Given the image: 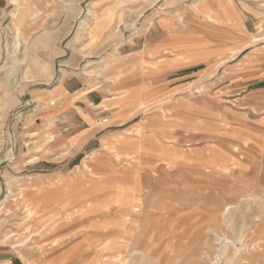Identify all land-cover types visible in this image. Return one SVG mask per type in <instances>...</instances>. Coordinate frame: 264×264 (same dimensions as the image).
<instances>
[{
    "label": "rangeland",
    "instance_id": "374dc122",
    "mask_svg": "<svg viewBox=\"0 0 264 264\" xmlns=\"http://www.w3.org/2000/svg\"><path fill=\"white\" fill-rule=\"evenodd\" d=\"M22 2L0 0V264H263L264 90L233 83L264 0Z\"/></svg>",
    "mask_w": 264,
    "mask_h": 264
},
{
    "label": "bare ground",
    "instance_id": "6f19581e",
    "mask_svg": "<svg viewBox=\"0 0 264 264\" xmlns=\"http://www.w3.org/2000/svg\"><path fill=\"white\" fill-rule=\"evenodd\" d=\"M40 2H38L39 4L37 5V6H34V5H31L30 4V0H23V2L22 3H24L25 4V10H26V12H30V14H32V15H35V16H37L38 15V12L39 13H41V11H43L44 10V7H46V10H45V12L47 13V14H49V13H54L55 11H56V9H57V7H60V8H62L63 10H65L66 9V4H64V2H65V0H39ZM22 7H23V5H21ZM64 12V11H63ZM44 14V13H43ZM46 15V14H45ZM13 16H15V15H13ZM31 16V15H30ZM49 16V15H48ZM33 17V16H32ZM208 18L209 19H211L209 16H208ZM36 20H38V22H40L41 20H42V17H36ZM46 20V19H45ZM45 20H43V21H45ZM35 21V20H34ZM38 22H33V23H31V27L28 29V32H34V31H36V30H38L39 29V27H42V24H38ZM15 23V22H14ZM84 23H85V21L84 22H82V23H80V25H84ZM28 25V24H27ZM15 26V25H14ZM16 27V26H15ZM14 28V27H13ZM20 31V30H19ZM27 32V33H28ZM16 33V32H15ZM24 34H26V33H24ZM45 39V37L44 36H41V37H39L38 39H37V41H45L44 40ZM49 45V44H48ZM42 47V46H41ZM45 49H47L46 47H44ZM48 51V50H47ZM142 136V135H141ZM201 136V135H200ZM199 136V137H200ZM140 137V136H139ZM156 137V136H155ZM195 139H197V138H195ZM194 139V140H195ZM199 139V138H198ZM217 139V138H216ZM202 140V139H201ZM160 141V140H159ZM199 141V140H198ZM147 144V143H146ZM243 144V143H242ZM151 145V144H150ZM244 145V144H243ZM163 146V145H162ZM232 146V145H231ZM242 146V145H241ZM246 146V145H245ZM155 147V146H154ZM166 147V146H165ZM235 147V146H234ZM113 148V147H112ZM158 148V147H157ZM186 149V148H185ZM235 149H236V147H235ZM242 149H244V148H242ZM162 150V149H161ZM164 151H166V150H164ZM187 151V150H186ZM233 151V150H232ZM236 151V150H235ZM238 151V150H237ZM241 151V150H240ZM239 151V152H240ZM182 152V151H181ZM175 154H177V152L175 153ZM179 154H181V153H179ZM237 155V154H236ZM193 157V156H192ZM237 157V156H236ZM239 157V156H238ZM195 158V157H194ZM138 159V158H137ZM118 160V159H117ZM181 160H183L182 158H181ZM170 161V160H169ZM186 161H188V160H186ZM137 162V161H136ZM141 162V161H140ZM170 162H173V161H170ZM193 162V161H192ZM157 163H158V161H157ZM169 163V162H168ZM174 163H175V161H174ZM186 163V162H185ZM191 163V162H190ZM195 163V162H194ZM145 164H146V162H145ZM183 164V163H182ZM187 164H189L188 162H187ZM132 165V164H131ZM134 165V164H133ZM185 165V164H184ZM189 165H192V163L191 164H189ZM195 165V164H194ZM194 165H192V166H194ZM132 167V166H131ZM158 167H160V166H158ZM133 168V167H132ZM161 168V167H160ZM180 168H182V167H180ZM127 169V168H126ZM135 169H136V167H135ZM183 169V168H182ZM185 169V168H184ZM132 170V169H131ZM137 170V169H136ZM154 170V169H153ZM152 170V168L151 167H147V169H145V170H143V172H136L135 173V177H134V181H133V187H132V190H131V192H132V205L131 206H129L128 208H124V209H126V211H129V213H130V215L131 216H133L135 219V223L137 224V225H139V226H141L142 224H140V219L142 218V217H145V216H156V209H155V204H153L154 202L153 201H150V197H151V194H152V192H153V190H154V188L155 187H157L160 183H161V180L159 179V177L157 176V174H156V172L155 171H153ZM158 170H160V169H158ZM157 170V171H158ZM163 170V169H162ZM175 170V169H174ZM177 170V169H176ZM186 170V169H185ZM192 170V169H191ZM193 171H195V170H193ZM196 171H198V170H196ZM164 171H162V173H163ZM170 172V171H169ZM189 173L191 174V172L189 171ZM159 174V173H158ZM177 174H179V172L177 173ZM194 174V173H193ZM200 174V173H199ZM148 175H150V176H148ZM182 175V174H181ZM96 176V175H95ZM167 176V175H166ZM171 176V175H170ZM174 176H177L176 174L174 175ZM196 176H198V175H195V177ZM133 177V176H132ZM183 177V176H182ZM188 177V176H187ZM199 177V176H198ZM208 177V176H207ZM172 178V177H171ZM171 178H169V180H171ZM184 178V177H183ZM203 178H204V176H203ZM98 179V178H97ZM168 179V178H167ZM174 179H176V178H174ZM173 179V180H174ZM207 179V178H206ZM176 180H178V179H176ZM200 180V179H199ZM206 181V180H205ZM176 183V182H175ZM178 183V182H177ZM176 183V184H177ZM180 183V182H179ZM178 183V184H179ZM190 183V182H189ZM119 185H120V182L118 183ZM125 184V183H124ZM123 184V185H124ZM193 184V183H192ZM121 186V185H120ZM124 186H126L127 187V185H124ZM129 186V185H128ZM131 186V185H130ZM165 186V185H164ZM175 186H177V185H175ZM123 187V186H122ZM159 189H161V188H159ZM96 196H97V194H96ZM109 197V196H108ZM98 198V197H97ZM109 199V198H108ZM94 200H95V197H94ZM97 200V199H96ZM103 200V199H102ZM85 201V200H84ZM91 201H93L92 199H91ZM117 202V201H116ZM82 203V202H81ZM100 204V203H99ZM81 205V204H80ZM98 205V204H97ZM177 205V204H176ZM119 206H120V204H119ZM90 207V201H85V202H83V209H84V211L86 210V209H88ZM95 207V206H94ZM173 209V208H172ZM163 210H166V206L165 207H162V208H160L159 210H158V212H160V211H163ZM57 212V211H56ZM106 212V211H105ZM108 212V211H107ZM171 212V211H170ZM195 213V212H194ZM107 214V213H106ZM170 214V213H169ZM96 215V214H95ZM100 215V214H99ZM192 215V214H191ZM194 215V214H193ZM197 215V214H196ZM75 216H77V214L75 215ZM109 216V215H108ZM118 216V215H117ZM92 217V216H91ZM97 217V216H96ZM104 217H106V216H104ZM186 217H187V215H186ZM185 217V218H186ZM189 217H190V215H189ZM200 217V216H199ZM203 217H205V216H203ZM202 217V218H203ZM208 217V216H207ZM210 217V216H209ZM213 217V216H212ZM98 218H99V216H98ZM182 218H184V217H182ZM198 218V217H197ZM95 219V218H94ZM101 219V218H100ZM111 219V218H110ZM115 219V218H114ZM113 218H112V220H114ZM117 219H119V218H117ZM127 219V218H126ZM187 219V218H186ZM191 219H192V217H191ZM195 219H196V217H195ZM116 220V219H115ZM133 220V219H132ZM175 220V219H174ZM198 220V219H197ZM201 220V219H200ZM94 221V220H93ZM106 221H108V220H106ZM111 221V220H110ZM117 221V220H116ZM119 221H120V219H119ZM119 221H117V222H119ZM122 221V220H121ZM120 221V222H121ZM125 221V220H124ZM177 221V220H176ZM176 221H173L174 223L173 224H175V222ZM182 221V220H181ZM187 221H189V219H187ZM194 221V220H193ZM89 223L91 222V220H89L88 221ZM87 222V223H88ZM105 222V221H104ZM199 222H201V221H199ZM87 223H82V224H87ZM89 223H88V225H89ZM93 223V222H92ZM122 223V222H121ZM170 223V222H169ZM168 223V224H169ZM196 223H198V221L196 222ZM206 224H207V222H205ZM178 224H181V222L180 223H178ZM225 224V223H224ZM186 225V224H185ZM184 224L182 225V226H185ZM199 225V224H198ZM198 225H193V227H195L196 228V226H198ZM86 226V225H85ZM174 226V225H173ZM201 226V225H200ZM79 227V226H78ZM87 227V226H86ZM177 228V226H174L173 228ZM66 228V227H65ZM64 228V229H65ZM83 228V227H82ZM110 228V227H109ZM164 228H166V225H165V227ZM164 228H161V229H164ZM180 228V227H179ZM179 228H177V229H179ZM184 228V227H183ZM188 228H189V226H188ZM74 229V228H73ZM96 229H98V228H96ZM101 229V228H100ZM118 229V228H117ZM192 229H194V228H192ZM216 229V228H215ZM214 229V230H215ZM217 229H219L218 227H217ZM54 230V229H53ZM72 230V229H71ZM79 230V229H78ZM168 230V229H167ZM174 230V229H173ZM182 230V228L180 229V231ZM187 230L188 229H186V233H187ZM195 230V229H194ZM213 230V231H214ZM118 231V230H117ZM176 231V230H175ZM93 232V231H92ZM94 232H97V230L96 231H94ZM102 232V231H101ZM152 232H153V230H152ZM173 232V231H172ZM171 232V233H172ZM189 232H190V230H189ZM209 232V231H208ZM103 233V232H102ZM158 233H159V231H158ZM157 233V234H158ZM160 233H162V232H160ZM165 233H166V231H165ZM175 233H177V232H175ZM180 233V232H179ZM182 233H184L183 231H182ZM191 233H192V231H191ZM216 233V232H215ZM81 234V233H80ZM84 234H87L88 235V233H84ZM95 234V233H94ZM98 234V233H97ZM163 234V233H162ZM161 234V235H162ZM167 235L169 234V232L168 233H166ZM81 235H83V233L81 234ZM151 235H153V233L151 234ZM177 235V234H176ZM181 235V234H180ZM179 234H178V236H180ZM183 235V234H182ZM186 235V234H185ZM77 236L79 237V235L77 234ZM76 236V237H77ZM100 236V235H99ZM162 236H165L164 234L162 235ZM172 236H174L175 237V235H172ZM178 236H177V238H178ZM84 237V236H83ZM158 237H160L159 236V234H158ZM104 238V237H103ZM157 238V237H156ZM161 238H163V237H161ZM173 238V237H172ZM184 238V237H183ZM160 239V238H159ZM180 239H182V237H180ZM180 239H178L177 241H179ZM169 240H170V238H169ZM187 240V239H186ZM174 241H175V238H174ZM173 241H170V243H172ZM167 243V242H166ZM170 243H169V245L168 246H170ZM174 243V242H173ZM180 243V242H179ZM182 243V242H181ZM55 244V243H54ZM259 245V244H258ZM177 246V245H176ZM166 247V246H165ZM178 247V246H177ZM176 247V248H177ZM175 248V249H176ZM259 248V247H258ZM166 249V248H165ZM168 249V248H167ZM166 249V250H167ZM247 249H249V248H247ZM222 249H219L218 250V252H220ZM257 251H260V249L259 250H257ZM172 252V251H171ZM222 252H223V254L226 252V248L224 247V250H222ZM170 253V252H169ZM252 254V253H251ZM144 255V254H143ZM169 255V254H168ZM225 255V254H224ZM221 253L220 254H218V256L216 257V261H215V263L214 264H217L219 261H220V259H221ZM250 256V255H249ZM255 256V255H254ZM182 257V256H181ZM215 257V256H214ZM230 258V257H229ZM176 264H178V263H176ZM181 264V263H180ZM260 264V263H259ZM264 264V263H263Z\"/></svg>",
    "mask_w": 264,
    "mask_h": 264
},
{
    "label": "crops",
    "instance_id": "0c3cea01",
    "mask_svg": "<svg viewBox=\"0 0 264 264\" xmlns=\"http://www.w3.org/2000/svg\"><path fill=\"white\" fill-rule=\"evenodd\" d=\"M247 50L248 48L246 47L242 49L239 54H244L245 52H247ZM250 57H253V59H250ZM241 61L242 63H247L249 65L245 67L246 69L244 71L238 74L244 80H238L233 83V85L237 87L236 90H242L243 88H245L243 86H246V88H248L250 84H261V88L264 90V46L255 49L253 52L250 51V53L243 57ZM254 90L256 89H253L252 91ZM96 95L98 96L97 93Z\"/></svg>",
    "mask_w": 264,
    "mask_h": 264
}]
</instances>
